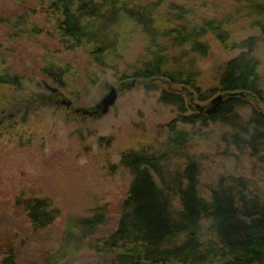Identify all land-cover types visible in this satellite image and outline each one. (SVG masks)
<instances>
[{
	"label": "trees",
	"instance_id": "16d2710c",
	"mask_svg": "<svg viewBox=\"0 0 264 264\" xmlns=\"http://www.w3.org/2000/svg\"><path fill=\"white\" fill-rule=\"evenodd\" d=\"M42 1L45 20L54 26L65 48H85L89 65L113 74L120 88L160 86L163 102L177 106V115L167 124L163 151L121 154L120 165L131 175L122 210L115 229L89 246L110 256L111 264H264V188L252 175H228L217 179L209 199L204 198L197 189L199 163L187 150L192 137L180 127L197 132L198 124L216 120L231 125L234 133L226 139L247 155L251 171L263 170L264 181V89L254 55L258 44L264 43V0H233L240 14L234 21L206 16L173 0ZM240 19L242 30L254 33L237 40L230 25ZM131 31L144 34L145 43L137 59L125 66L122 49ZM208 34L226 51L239 53L214 66L215 86L202 91L194 61L210 54ZM175 49H180L178 54ZM68 72L57 65L44 70L60 87ZM16 80L9 78L8 68L0 69V84L16 85ZM214 91L224 95L215 111L206 113L207 103L192 104L194 111L183 113L185 96L206 100ZM32 105L24 96L0 102V136L13 130ZM243 108L248 109L247 121L239 115ZM176 156L184 162L182 168L171 163ZM18 203L34 230L46 228L58 212L33 199ZM105 214L102 205L77 219L75 241L91 237L104 223ZM0 264H15L14 254L6 252Z\"/></svg>",
	"mask_w": 264,
	"mask_h": 264
},
{
	"label": "rangeland",
	"instance_id": "374dc122",
	"mask_svg": "<svg viewBox=\"0 0 264 264\" xmlns=\"http://www.w3.org/2000/svg\"><path fill=\"white\" fill-rule=\"evenodd\" d=\"M173 1L206 16L230 17L231 21L240 17L233 0ZM43 5L42 0H0V69L8 68L9 78L17 77L16 85L0 84V102L24 96L33 103L13 130L0 136V263L6 252H12L15 264H111L110 256L89 245L115 229L122 210L131 175L120 165L121 154L139 149L163 151L167 124L177 115V106L163 102L160 86L145 89L142 84H124L126 88H120L113 74L89 65L85 48H65L54 26L45 20ZM242 25V19L230 25L237 40L254 33L243 31ZM205 40L210 54L194 61L202 91L215 86L214 66L239 53L226 51L210 34ZM144 43V34L129 33L122 49L125 66L137 59ZM254 55L264 89V43L258 44ZM50 65L68 69L63 87L45 75ZM111 86L117 88V99L105 113L75 111L94 110ZM218 93L214 91L206 100L185 96L183 113H192V104H209ZM62 99L71 101V107L57 104ZM239 115L249 120L248 109L239 110ZM197 126V132H191L190 126L180 127L192 137L187 150L200 166V195L209 199L217 179L228 175H252L264 188L263 170L251 171L247 155L232 139H226L234 133L231 125L216 120ZM170 161L184 166L177 156ZM28 199L58 211L46 228L32 229L27 212L18 203ZM102 205L104 223L91 237L76 242L77 219Z\"/></svg>",
	"mask_w": 264,
	"mask_h": 264
},
{
	"label": "water",
	"instance_id": "95a60500",
	"mask_svg": "<svg viewBox=\"0 0 264 264\" xmlns=\"http://www.w3.org/2000/svg\"><path fill=\"white\" fill-rule=\"evenodd\" d=\"M237 92H230L229 95L233 96ZM223 94L220 92L217 95L213 96L209 100V106L205 109L206 113H210L212 111H215L216 108L220 105L222 99H223ZM117 99V88L114 86H111L109 91L101 98L99 103L96 105L94 110H86V109H75L76 112L81 111L83 114H89L92 115L93 113L101 114L105 113L110 106H112ZM57 104H63L66 107H71V101L62 99ZM196 107H199V104H196Z\"/></svg>",
	"mask_w": 264,
	"mask_h": 264
}]
</instances>
